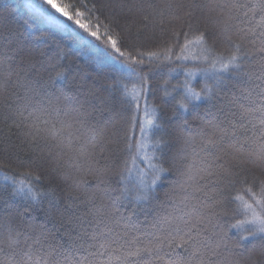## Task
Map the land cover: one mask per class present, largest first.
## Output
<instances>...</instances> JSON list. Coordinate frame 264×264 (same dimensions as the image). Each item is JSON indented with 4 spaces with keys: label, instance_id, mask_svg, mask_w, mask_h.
Returning <instances> with one entry per match:
<instances>
[{
    "label": "snow or ice",
    "instance_id": "6c2138e0",
    "mask_svg": "<svg viewBox=\"0 0 264 264\" xmlns=\"http://www.w3.org/2000/svg\"><path fill=\"white\" fill-rule=\"evenodd\" d=\"M44 3L91 38L87 40L78 32L82 46L92 45L93 41L103 45L101 48L93 45L97 63L112 64L124 71L127 79L122 77L99 86L94 83L87 94L103 105L111 99L113 89L120 91L121 107L128 114L122 116L118 125L112 124L111 128L89 137L84 118L91 111H82L84 102L74 108L67 95L43 91L45 86L35 76L27 80L33 96L23 108L17 106L12 110V105L7 103L11 88L25 81L38 61L32 51L23 52L19 45L14 47L16 42L6 35L10 30L0 24V96L4 100L0 119L11 120V124L5 125L7 131L0 129L3 146L0 151L33 154L30 170L21 173V178L0 176V264H157L169 255L164 249L174 247H183L187 255L176 254L175 259L165 264H243L244 261L255 264L251 252L245 256L237 249L249 237L258 239L264 248V0H200L199 3L188 0L187 4L183 0H165L166 9H190L183 16L173 17L187 30L174 29L163 50L147 53L136 51L134 44L124 43L130 38L125 35L130 33V28L115 36L107 31L102 34L99 21L93 26L90 20L81 19L85 12L80 7L59 0H44ZM136 6L141 11L152 10L142 16L141 28L154 23L157 15H164L163 9L157 10L156 5L145 0H138ZM196 9L202 15L197 16ZM43 19L67 27L50 12L44 13ZM139 31L140 28L137 36ZM193 47L199 49L196 56L188 54ZM125 48L129 49L128 55ZM190 59L207 65L196 70L206 78L201 91L196 92L185 84L183 94L176 99L165 87L168 83L165 79L161 82V103L145 102L144 117H138L140 102L148 90L145 67L159 68ZM186 72L190 77L196 74L187 69ZM63 74L56 71L58 77ZM226 84H233L235 91L225 94L211 119L198 117L200 124L193 128L188 119L182 118L175 126L172 139L180 142V147L171 157L169 167H164L157 154L169 143L163 136L155 141L151 155L145 152L150 131L165 127L160 113L165 111L166 97L172 98L173 114L188 112L196 101L211 102ZM33 85L39 86L33 88ZM98 111H111V108L102 107ZM13 127L19 131L13 133ZM137 129L139 138H136ZM109 132L110 136L105 135ZM13 135L19 143L12 141ZM53 141L57 149L54 154L49 147ZM100 144L115 145L110 150L111 161L103 165L100 159L109 161L110 156L103 155L106 147H100L97 152ZM45 148L56 167H67L60 175L66 185L63 206L54 188L44 190L37 183L41 178L38 161L43 159ZM120 152L127 155L114 166ZM138 161L145 167H139ZM0 167L10 165L0 161ZM252 168L259 169L260 175L252 173ZM169 171L177 174L165 194L172 208L144 223L138 219V211H145L156 199V186L162 174ZM133 172L136 182L130 185ZM86 176L96 179L95 188L85 189ZM112 176L118 177V187L111 183ZM237 184L250 195L252 203L239 195L230 197ZM80 191L90 193L86 204L76 203L75 193ZM112 192L117 195H110ZM7 199H19L22 205L13 207L6 203ZM121 200L132 204L127 215L117 207V201ZM232 200H240L241 205L229 209ZM45 203L43 222L36 223L35 217L26 219L27 213ZM81 204L86 210H81ZM3 207L10 210L5 213ZM240 207L245 210L243 213ZM230 213L233 217L244 215V219L228 226L246 233L231 244L224 230H216L221 219Z\"/></svg>",
    "mask_w": 264,
    "mask_h": 264
},
{
    "label": "trees",
    "instance_id": "16d2710c",
    "mask_svg": "<svg viewBox=\"0 0 264 264\" xmlns=\"http://www.w3.org/2000/svg\"><path fill=\"white\" fill-rule=\"evenodd\" d=\"M28 1L32 2L44 13L50 12L53 15H56L58 20L64 24L67 25L69 23L76 31L70 30V26L62 28L42 21L38 15L24 7L22 0H0V24L6 25L10 30L6 32V35L16 42V44L13 45L14 47L19 45L23 49V52L32 51L35 53L38 61L29 77L21 82V84L11 88L7 103L12 105V110L17 106L23 108L28 103V98L33 96V92L30 91L27 86V80L35 76L40 84L45 86L43 91L55 93L57 95H67L74 108L79 107L80 102H84V109H82V111H91V115L84 118L89 137L93 134L100 133L105 128H111L112 124L118 125L122 116L128 114V111L121 107V100L123 99L121 92L113 89L111 99L106 101L103 105L100 100L95 99L87 93L89 86L94 83L99 86L101 83H112L122 77L127 79L124 71L118 66L112 64L97 63L93 45H95L96 48H101L103 45L100 42L93 41L92 45L87 47L82 46L78 42L77 33L79 32L80 35L83 33L77 31L78 29L71 24V22L64 20V18L59 17V14L54 13V11L44 3V0ZM59 2L72 3L80 7V10L85 12V16L81 19L84 21L90 20L93 26L99 21L100 32L102 34H105L107 31V34L115 36L117 32H125V29L130 28V33L125 32V35L130 36V38L125 39L124 43L134 44L136 46V51H143L145 53L159 52L163 50L165 41L170 37L171 32L174 29L181 32L186 31V28H181V21L176 20L173 17L175 15L183 16L184 11L190 10L187 8L184 10H177L175 8L166 9L164 8L165 0H145L146 3L156 5L157 10L163 9L164 15L163 17L157 15L154 23L148 24L146 28H141L143 23L142 16L150 13L152 10L149 8H144L142 11L138 10L136 6L138 0H59ZM173 2H175V0H173ZM183 2L187 4L188 0H183ZM196 2L199 3L200 0H196ZM195 11L197 16L202 15L200 9H196ZM200 27L201 30H203V25ZM138 28H140V31L137 36ZM147 37L152 38L148 39ZM180 39L183 41V36H181ZM89 40H91V38H89ZM5 43H7V40H5ZM210 43L211 41H209V44ZM217 48H220L219 44L217 45ZM124 51L125 55H128L129 49L125 48ZM188 54L190 56H196L199 54V49L193 47ZM17 60H19V56H17ZM21 67H24V65L21 64ZM150 67L151 70H149ZM205 67H207L205 63L192 59L175 62L159 68L146 66L144 70L148 74V90L144 93L145 99H142L140 102L141 110L138 113V117H144L145 102H147L148 105H157L161 103V82L165 79L168 81L165 87L173 93V96L176 99H179V96L183 94V86L185 84L194 91L200 92L206 82V78L203 72H197L196 70L197 68ZM170 69L174 70L170 71ZM186 69L191 70L196 74L190 77L187 75ZM56 71H63V76L58 77ZM13 80H15V77H13ZM38 86L39 85H33L32 87L35 88ZM129 87H131V84H129ZM173 89H175V91H173ZM233 91H235L233 84L223 85L219 95L214 97L211 102L196 101L194 102L195 106H190L188 112L182 113L178 111L177 114H173L172 111V98L166 97L164 100L165 111L160 113L165 127L150 131L145 152L151 155L154 150L155 141L163 136L169 141V143L163 146L162 152H158L157 154L161 157L164 167H169L171 157L176 149L180 147V142L172 139V136L175 135V126L180 123L182 118L188 119L193 128L200 124L198 117L211 119V114L216 113L217 109L221 106L225 94L231 95ZM3 103V97L0 96V107L3 106ZM102 107H110L111 111H98V109ZM6 124H11V120L4 121L3 119H0V129L7 131V128L5 127ZM18 131L19 130L15 127L12 128L13 133H17ZM105 135L110 136V132L105 133ZM97 138L99 139V135H97ZM136 138H139L138 129L136 130ZM12 141L14 143H19L16 135L12 136ZM2 147L3 146L0 145V148ZM49 147H51L54 154L57 150L55 148V141H53ZM100 147H106V151L103 155L110 156V150L115 147V145L100 144L97 146V152H99ZM47 153L48 149L45 148L43 159L38 161L37 171L41 178L37 183L44 190L54 188L60 195L61 205L63 206L65 203L64 196L66 193L64 189L66 188V185L60 179V175L67 171V167L65 166L64 169L56 167L55 161L52 160ZM126 155V152H120V159L114 162V166L118 165L120 160L125 158ZM32 160V153L26 154L22 151L16 152L13 150H10L9 152L0 151V161L10 165L9 168L0 167V176L8 174L19 179L21 178V173L30 170L29 166ZM50 160H52L51 163H49ZM110 161L111 156L109 161H106L103 158L100 159L101 165L109 163ZM137 163L139 164V167H145L144 163L140 161ZM53 168L56 170L53 171ZM252 173L259 176L260 170L252 168ZM176 178L177 174L173 171L162 174L161 180L158 182L155 189L156 199L151 202V205L146 208L145 211H138L139 220L148 223L152 220L153 216H156L157 214L163 215L166 211L171 210L172 202L167 199L165 194L169 192L172 187V182L176 180ZM84 179L86 180V184L84 185L85 189H93L96 187L97 181L94 177L86 176ZM117 179L118 177L116 176L111 177V183L116 187H118L116 184ZM70 182L71 181L69 180V183ZM135 182L136 176L135 172H133L129 177V184L131 185ZM101 187H103V185H101ZM109 194L112 196L117 195L115 192ZM75 195L78 197V200L76 201L77 204L81 201L86 204L90 193L88 191H80L76 192ZM229 195L230 197L239 195L244 201L252 203L250 195L242 191L241 185L239 184L233 187ZM6 203L11 204L13 207L22 205V202L19 199H7ZM240 205V200H232V202L228 204V208L234 209ZM46 207L47 204L45 203L36 211L27 213L26 219L32 220L33 217H35L36 223L43 222V209ZM80 207L82 211L86 210L83 204H81ZM117 207H119L125 215L132 210V204L124 200L117 201ZM9 210V208L3 207L5 213ZM256 210L260 211L259 207H256ZM244 211L243 207H240V212L243 213ZM145 215H147V220H145ZM237 219H244V215L240 214L233 217L230 213L229 216L221 219L220 224L216 229L217 231L224 230L226 232V240L229 244L238 240L241 234L246 235V233H241L240 230L228 226L230 223H235ZM240 243L241 247L237 249V251L243 253L245 256H248L249 252H251V259L255 260V264H264V248L260 246L258 239L249 237L246 240H242ZM164 251L168 252L169 255H166L164 260L158 261L157 264H165L166 261L175 259L176 254L181 256L187 255L183 247H174L173 249L165 248ZM243 264H250V261H244Z\"/></svg>",
    "mask_w": 264,
    "mask_h": 264
},
{
    "label": "rangeland",
    "instance_id": "374dc122",
    "mask_svg": "<svg viewBox=\"0 0 264 264\" xmlns=\"http://www.w3.org/2000/svg\"><path fill=\"white\" fill-rule=\"evenodd\" d=\"M22 4L24 5V7L26 8V9H28V10H30L31 12H33L34 14H36V15H38L39 16V18L42 20V21H44L45 22V20L43 19V14H44V12L40 9V8H38L37 6H35L32 2H30V1H28V0H22ZM60 21V20H59ZM62 24H64L63 22H62ZM53 25H55V24H53ZM55 26H57V25H55ZM67 26H70L69 27V29L70 30H72V31H76L75 29H73L72 28V26L68 23L67 24ZM75 26V25H74ZM58 27H62V26H58ZM76 27V26H75ZM62 28H65V27H62ZM77 31H81V30H77ZM82 32V31H81ZM83 33V32H82ZM82 36H85V38L87 39V40H89V38L87 37V34H85V33H83L82 34ZM94 54L96 55V52L94 51Z\"/></svg>",
    "mask_w": 264,
    "mask_h": 264
}]
</instances>
